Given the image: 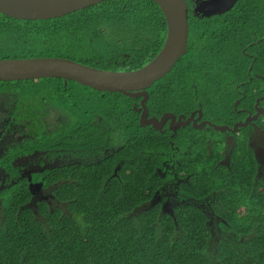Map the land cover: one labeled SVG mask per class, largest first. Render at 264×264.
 <instances>
[{
	"label": "trees",
	"instance_id": "16d2710c",
	"mask_svg": "<svg viewBox=\"0 0 264 264\" xmlns=\"http://www.w3.org/2000/svg\"><path fill=\"white\" fill-rule=\"evenodd\" d=\"M165 35V16L153 0H104L47 19L0 13V58L57 56L131 70L157 54ZM225 79L233 81L231 88ZM66 80H0V94L9 95L7 107L11 103L17 117L41 105L67 112L68 127L67 121L44 132L45 148L60 138L63 147L114 151L97 162L37 174L50 187L48 199L33 202L24 180L5 186L0 264H264V166L260 172L248 127L234 133L224 163L218 140L211 137L209 151L203 130L190 126L186 136L170 137L169 130L140 124V111L133 108L139 97ZM235 84L250 86L240 106L251 108L255 97L264 95V0H236L230 10L210 17L189 11L186 53L146 89L148 115L190 112L199 101L213 123L231 125L245 114L234 110L240 97ZM208 133L221 135L211 126ZM170 140L180 150L177 176L186 177L176 189L207 203L218 230H211L196 204L179 203L169 212L154 200L167 179L157 170L175 149ZM190 148L202 152H183Z\"/></svg>",
	"mask_w": 264,
	"mask_h": 264
},
{
	"label": "water",
	"instance_id": "95a60500",
	"mask_svg": "<svg viewBox=\"0 0 264 264\" xmlns=\"http://www.w3.org/2000/svg\"><path fill=\"white\" fill-rule=\"evenodd\" d=\"M104 0H0V13L18 19H47L62 16L69 12L91 6ZM161 9L166 20V35L157 54L146 64L132 70H107L88 66L73 59L57 56H40L29 58H0V80L13 81L34 78L60 77L75 80L96 90L121 92L137 97L140 96V124L151 125L155 129L175 116L164 112L160 118L148 116L146 89L156 80L164 76L174 66L175 62L187 49L188 41V3L186 0H153ZM236 0H193L194 14L209 17L230 9ZM264 100V99H263ZM192 112L185 122L176 127L189 123L195 128L208 124L216 131L235 132L238 127H244L251 118L236 122L233 127L215 124L210 121H196L202 115L194 118ZM180 121V118L179 120ZM262 161V159H261Z\"/></svg>",
	"mask_w": 264,
	"mask_h": 264
},
{
	"label": "flooded vegetation",
	"instance_id": "af4514ba",
	"mask_svg": "<svg viewBox=\"0 0 264 264\" xmlns=\"http://www.w3.org/2000/svg\"><path fill=\"white\" fill-rule=\"evenodd\" d=\"M187 5H188V12L191 11L193 13L194 4H192V6H189L188 3ZM223 13L214 14V15H221ZM196 15H199L200 17H206V16H201V14L198 13ZM187 45H188V41H187ZM230 81L233 82L232 80ZM66 82L67 80L64 81V84ZM191 84L194 85L192 80H191ZM240 84H243V82H241ZM235 89L239 93L240 97L235 99V104H233L234 110L237 112H244L245 114L243 115L242 118L233 121L231 125L227 124L226 122H224L223 124L220 123V125H227L229 127H233V125L236 122L245 121L246 117L251 118V120L248 121L247 125L244 127H248L249 129L248 144L254 152L255 158L258 161V170L261 172V169L264 166V163L261 161L262 157L264 159V100H263L264 95L256 96L252 107L247 108L240 106L241 104L240 99L246 95V91L249 89L247 88L239 89L236 84H235ZM1 96H3L4 99L2 101H5L6 103L5 104L0 103V191L3 190L5 186L13 184L15 181L24 180L25 185L29 188L31 195L34 198L32 200L33 202L35 200L46 199L47 197L46 198L37 197V193L40 190L42 191L44 189H48L49 192L50 187L47 186L44 187L42 178L38 177L37 174L43 173L46 169H50L52 167H57L61 165L73 164L79 162H83L86 164L97 162L102 158V156H105L106 152L112 153L114 151V147L112 148L103 147V150L102 147L93 149L92 146H88V145H85L84 147L81 146L80 148L75 147L74 144L70 145L69 147H63L61 146L62 141L60 138H57L56 142L53 141L52 143H49L48 144V146H50L49 148H45L46 146H44L43 143L41 142L45 134L44 132H49V133L54 132L51 129L49 125V121L46 118L47 115H45L44 117L43 116L38 117V113H39L38 109L40 107H46V105H41L33 109L29 115L23 117H17L13 115V109H10V107L12 106L11 103L9 107H7L9 95L2 93L0 94V97ZM137 97L139 98L133 102V108L135 110L136 108L140 107L141 97L140 96ZM195 99H197V96H195ZM197 104L198 106L192 109L190 112L189 111L175 112L176 110L166 111L169 112L168 114L171 113L175 116L174 121H171V127L175 128V131H173L170 128V119H168L161 126L160 129H156V130L164 131V132L169 130L168 135L170 137H175L178 134L186 136L185 132L186 133L190 132L189 131L190 126L194 129L203 130V133H207L208 135V136L206 135L205 140L207 143V148H209V151H211V137L216 138L218 140L217 145L218 146L221 145L222 147L220 152L224 153L225 155L224 160H222V162L226 163L229 158L228 156L229 151L231 150V147L234 145V133H236L238 129L241 127H238V129L235 132L219 131L221 135L217 134L215 135V137L211 136L208 133V130L210 128L208 124L202 125L200 128L193 127L191 123L185 126L176 127L178 124L185 122L187 117L190 116L192 112H195L194 118H196L198 116L199 110L201 111L202 115L199 119H197L196 121L197 124L201 123L202 121L212 122L211 119L206 117L205 113L202 112L201 104L199 101H197ZM47 108L56 109L57 107L48 106ZM150 116H154V115H150ZM139 118H140V112H139ZM156 118H160V116ZM179 118L180 121H178ZM62 123H63L62 121H59L56 118L52 120V124L54 125L55 128H58ZM220 137L222 138V141H220ZM170 143L173 146L172 143L174 142L172 140H170ZM172 149H174V151H172L168 155V157H166L165 160L162 162V165L165 168L166 167L169 168L166 171L168 174L162 177H167L168 175H172L173 179L177 177L179 179V182H182L186 180V177H178L177 172L174 168L176 161H178L177 153L180 152V150L178 146L175 147L173 146ZM165 161H169L167 165H165ZM260 163L263 164L261 168H260ZM4 165H10L13 167L10 169V171H6V169L3 167ZM159 169L160 168H158L157 170L158 173H159ZM176 191L178 192L177 189ZM48 196H51L50 192ZM193 201H194V205L195 204L200 205V203L202 204L205 203L201 201H196L194 199ZM33 202H30L29 204L34 205ZM184 204L189 205L187 203Z\"/></svg>",
	"mask_w": 264,
	"mask_h": 264
},
{
	"label": "rangeland",
	"instance_id": "374dc122",
	"mask_svg": "<svg viewBox=\"0 0 264 264\" xmlns=\"http://www.w3.org/2000/svg\"><path fill=\"white\" fill-rule=\"evenodd\" d=\"M206 54L204 53H201L200 54V58L201 60H206ZM193 55H190V57L188 59H191ZM205 76V75H204ZM231 81L228 80V79H225L223 84L224 85H227V87L231 88ZM75 88V86H74ZM247 89H250V86L248 85V87H246ZM76 90L78 91H81V89H78V88H75ZM4 100L3 99V96L0 97V101ZM0 103H6L5 101H2ZM233 104H235V100L233 101ZM220 105L221 104V101H220ZM57 110V111H56ZM38 117L40 116H46L47 120L49 121V125L51 127V129L53 131L57 130L58 128H55L54 125L52 124V120L53 119H57L59 121H62L64 123H67V126H69V122L71 123V121L68 119V116L67 115V112H64L62 111L60 108H47V107H40L38 109ZM233 115V114H232ZM183 152H188V153H192V154H195V153H198V152H202V149L201 148H190L189 150L187 151H183ZM182 152V153H183ZM169 161H165V165H167ZM262 162L264 163V159L262 157ZM262 163H260V168L262 167ZM195 167L197 168V165H195ZM167 169L169 168H165L164 166L162 168L159 169V174L161 176H165L167 175L168 173L166 172ZM194 172V171H193ZM176 177V176H175ZM166 181L164 183V185L162 186V188L156 192L155 196H154V200L155 201H161L163 203V208L165 211H170L172 205L175 206L177 205L178 203H187L189 205H194V201L193 199L189 198L188 196H186L185 194H179L177 191H176V186L179 182V179L176 177L175 179H173L172 175H168L166 177ZM172 180V181H171ZM49 195V192H48V189H44V190H40L38 193H37V197L39 198H46L48 199V196ZM198 207L204 209V212L208 215L209 217V226L211 228L212 231H215L214 229L218 230V226H217V222H216V217L212 214V210L209 208L208 204L207 203H200V205H198ZM0 208H1V199H0Z\"/></svg>",
	"mask_w": 264,
	"mask_h": 264
}]
</instances>
